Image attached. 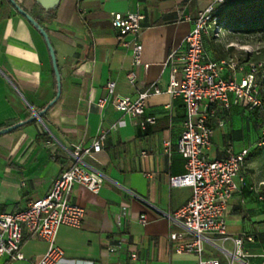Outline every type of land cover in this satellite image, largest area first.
I'll return each instance as SVG.
<instances>
[{
    "label": "crops",
    "instance_id": "1",
    "mask_svg": "<svg viewBox=\"0 0 264 264\" xmlns=\"http://www.w3.org/2000/svg\"><path fill=\"white\" fill-rule=\"evenodd\" d=\"M15 1L46 31L61 91L47 107L55 96L56 81L46 43L9 0H0V129L47 107L40 120L0 134V212L23 208L46 195L54 178L69 165V151L89 146L105 130L99 151L82 154L83 164L103 178L102 185L97 193L72 186L69 198L84 212L79 227L58 228L55 241L64 252L59 264H196L200 257L217 258L221 264H264V177L251 165L263 118L259 109L244 103L218 109L209 121L213 133L205 150L212 159L222 157L227 147L249 148L225 210L230 238L205 234L200 256L173 252L168 239L169 232L179 227L167 215L188 201L191 188L170 185L171 176L185 172V160L176 148L185 108L181 97L165 89L173 67L174 76L180 78L183 39L210 0H59L49 9L36 0ZM128 11L144 15L138 65L132 64L130 46L117 39L111 26L113 13ZM216 42L214 37L205 38L206 58L237 60L247 70L253 60L233 57L231 43ZM130 70L135 74L133 84L127 79ZM230 74L225 67L222 76ZM108 80L115 82L121 95L135 98L147 92L144 113L153 116L154 123L142 129L134 117L111 104L99 106L96 101L105 95ZM153 86L160 92L154 93ZM218 118L224 119L221 127ZM142 214L144 222L139 220ZM238 235L242 236L239 256L232 240ZM117 242L118 250L108 253L107 248ZM46 249L42 239L25 237L23 258L0 257V264H33ZM133 252L137 256L131 260Z\"/></svg>",
    "mask_w": 264,
    "mask_h": 264
},
{
    "label": "built area",
    "instance_id": "2",
    "mask_svg": "<svg viewBox=\"0 0 264 264\" xmlns=\"http://www.w3.org/2000/svg\"><path fill=\"white\" fill-rule=\"evenodd\" d=\"M226 1L210 0L197 12L193 27L183 39L180 78L174 76L177 69L173 67L165 89L171 96L181 97L185 108L183 127L176 142V148L185 160V172L171 176L170 185L191 188L188 201L173 214L167 215L179 227V230H172L168 234L170 247L175 253H195L200 256L207 233L220 235L223 239L230 238L226 234L225 210L228 199L237 189L235 178L240 174L249 148L235 151L227 147L222 157L207 158L205 150L210 145L213 133L210 119L216 116L218 109L226 111L232 104L244 103L250 109L260 108L264 120V103L256 79L258 72L264 70V62H249L247 70H244L237 60L205 57L204 40L219 36L222 27L218 23L217 10ZM143 16L138 11H128L123 14L113 13L111 17V26L117 32V39L123 45L130 46L133 65L141 63L138 34ZM126 35L130 37L129 40H124ZM173 56L174 52L170 53L168 60ZM225 67L231 72L228 78L222 76ZM236 72L241 73L239 80ZM127 79L130 84L134 83L135 74L132 70L128 71ZM105 89V95L96 101L99 106L111 104L116 110L134 117L142 129L146 124L154 123V117L144 113L147 92H140L135 98L118 94L113 80L106 81ZM153 92L159 93L160 90L153 86ZM216 124L223 126L224 119L218 118ZM115 127L112 125V128ZM105 134L103 130L89 146L77 145L69 151V165L54 178L46 195L23 208L0 212V257L22 259L24 238L34 237L42 239L47 249L33 264H59L63 260L64 252L55 241L58 228L61 225L79 227L84 212L81 206L69 198L72 186L79 184L97 193L103 181L98 173L83 164L82 154L99 151ZM263 144L264 122L255 146ZM163 147L167 151L170 142L163 141ZM239 180L243 182L244 178L239 176ZM139 220L144 222L145 216L140 215ZM232 240L239 256L242 236L238 235ZM119 246V242L110 245L107 252L114 253ZM136 256L133 252L130 259L134 260ZM196 264L221 263L217 258L200 257Z\"/></svg>",
    "mask_w": 264,
    "mask_h": 264
},
{
    "label": "trees",
    "instance_id": "3",
    "mask_svg": "<svg viewBox=\"0 0 264 264\" xmlns=\"http://www.w3.org/2000/svg\"><path fill=\"white\" fill-rule=\"evenodd\" d=\"M217 14L219 15L218 23L222 28H226L241 35L264 34V0H227L218 7ZM262 71H259L258 74ZM257 81L259 83L260 97L264 103V92L261 90V82L259 80ZM46 108H42L39 111ZM255 109L260 110L263 118L261 109L253 108L251 110ZM44 115L45 112L41 117L43 118ZM28 117L29 115L24 119V122H27ZM263 122L264 120L262 119L261 126ZM262 146H264V144ZM262 146H255V150ZM249 154L250 152L248 155Z\"/></svg>",
    "mask_w": 264,
    "mask_h": 264
},
{
    "label": "rangeland",
    "instance_id": "4",
    "mask_svg": "<svg viewBox=\"0 0 264 264\" xmlns=\"http://www.w3.org/2000/svg\"><path fill=\"white\" fill-rule=\"evenodd\" d=\"M216 43H231L233 51L231 55L239 59L249 58L251 62H264V34L263 35H241L226 28H222L219 36L214 37ZM261 90L264 92V70L261 72ZM241 76H238V80ZM252 161V167L257 173L264 177V146L259 147ZM263 168V169H262ZM264 186V183L261 184Z\"/></svg>",
    "mask_w": 264,
    "mask_h": 264
},
{
    "label": "water",
    "instance_id": "5",
    "mask_svg": "<svg viewBox=\"0 0 264 264\" xmlns=\"http://www.w3.org/2000/svg\"><path fill=\"white\" fill-rule=\"evenodd\" d=\"M10 3L16 8V10L23 15L35 28L38 29V31L40 32V34L42 35L46 46L48 48L49 51V55H50V59H51V63H52V69H53V73L55 76V81H56V92H55V96L52 99V101H50L47 105V107L49 105H51L53 102H55L59 95H60V91H61V81H60V74H59V70H58V66H57V62H56V57H55V53L53 50V47L50 43V40L48 38V35L46 33V31L44 30V28L42 26H40L38 24V22L34 19V17H32L29 13H27L22 7H20V5H18L16 3L15 0H9ZM59 0H36V2L43 7L44 9H49L52 8ZM46 109L42 110V111H32V115L29 116L27 118V121H32L34 119H41L42 114L45 112ZM24 123V121H20L17 122L13 125L7 126L5 128L0 129V134H5L10 132L11 130L19 127L20 125H22Z\"/></svg>",
    "mask_w": 264,
    "mask_h": 264
}]
</instances>
